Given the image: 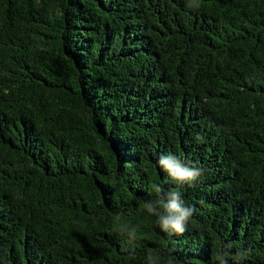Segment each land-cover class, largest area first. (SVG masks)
<instances>
[{
  "label": "trees",
  "instance_id": "trees-1",
  "mask_svg": "<svg viewBox=\"0 0 264 264\" xmlns=\"http://www.w3.org/2000/svg\"><path fill=\"white\" fill-rule=\"evenodd\" d=\"M153 184L195 207L183 234ZM149 253L264 264V0H0V264Z\"/></svg>",
  "mask_w": 264,
  "mask_h": 264
},
{
  "label": "clouds",
  "instance_id": "clouds-1",
  "mask_svg": "<svg viewBox=\"0 0 264 264\" xmlns=\"http://www.w3.org/2000/svg\"><path fill=\"white\" fill-rule=\"evenodd\" d=\"M158 164L167 173L171 181H174L177 185L188 184L190 187L195 186L193 182L199 180L205 171L203 166H186L181 162L180 158L172 155L161 157L158 160ZM167 182L166 180L164 183ZM151 187L155 193V199L145 202L142 205L143 209L157 218L156 223L161 231L169 235L183 234L186 230V225L196 211L195 207L185 203L179 190L165 191L163 184H153ZM120 232L123 234V230ZM129 234L135 238L136 230H132ZM230 247V244L225 245V249ZM227 254V251H224L218 254L217 258L225 257ZM245 255L243 252L237 253L236 258L240 260ZM159 259V255L153 253H149L147 257L148 264H158Z\"/></svg>",
  "mask_w": 264,
  "mask_h": 264
}]
</instances>
